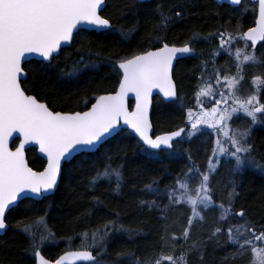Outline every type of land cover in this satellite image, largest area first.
Listing matches in <instances>:
<instances>
[{
    "label": "snow or ice",
    "instance_id": "obj_1",
    "mask_svg": "<svg viewBox=\"0 0 264 264\" xmlns=\"http://www.w3.org/2000/svg\"><path fill=\"white\" fill-rule=\"evenodd\" d=\"M216 3L219 4L220 0H216ZM105 4L106 0H0V233L7 230V214L18 206V201L32 197L46 199L47 194L58 186L64 172L63 163H72L76 159L74 153L80 157L87 155L82 150L95 148L122 122L138 137V148L149 156H158L165 150H168L167 155H174L178 144L185 139L191 141L193 137L199 138L198 134L212 138L207 168L201 171L189 156L188 171L182 177H177L174 185L165 188L164 194L169 203L161 209L162 218L173 205L188 206L191 214L188 227L182 234L187 241L194 221H203L202 213L205 211L218 210V220L221 222L230 216L239 217L242 223L230 224L226 230L227 243L236 246L232 258L250 253L249 264H264V225L258 228L246 218L244 210L233 212L238 195L235 180L231 181L228 206L215 204L211 187L212 177L221 164L232 165L234 175L242 173L246 167L264 172V165L257 160L256 146L251 140L254 126L264 125V103H261L259 88L264 84V75H254L251 81L253 90L247 96L240 95L245 66L264 67V56L258 57L255 51L258 42H264V0H258L255 27L244 32L237 30L236 33L217 29L207 35L194 31L179 46L167 43L160 33L166 31L174 20L183 18V0L170 6L167 12L157 5L155 11L159 20L154 25V43L157 46L122 57L113 65L119 78L114 93L96 96L95 102L86 111L55 110L42 102L38 95L31 94L36 80L51 78L53 74L58 77L75 76L84 68L95 67L91 62V52L87 58L81 56L74 61L70 69L61 67L62 46L73 41L74 32L84 31L85 28L98 32L112 30L115 26L111 20L101 15ZM228 4L241 6L243 0H228ZM173 9L176 10L173 12ZM233 10L238 9L234 7ZM134 30H122L121 35L127 37ZM200 39H218V46L209 55L214 61L221 52L226 53L234 61L235 74H224L213 69L205 79L206 73L202 72L195 92L198 110L188 107L184 127L153 137L149 119L153 91L162 95L164 101L183 99L178 96L174 83V61L193 55V42ZM240 41H243V47H236L233 51L231 46ZM202 64L207 67L206 61H202ZM25 65L28 67L25 68ZM29 72L32 73L31 80ZM130 94L135 96L136 101L131 111L128 102ZM237 114L250 121L246 128L231 126L230 121ZM14 134H18L19 145L13 151L9 148V141ZM26 145L38 146L39 152L46 157L42 170L34 171L29 167L25 159ZM84 163L86 161L81 159L74 167L82 168ZM92 168L94 174L89 175L90 188L105 181L110 187L114 184L112 190L119 194L124 183L122 165L113 167L111 157H108L102 167L93 164ZM68 174L71 175V171ZM193 177L198 180L195 187L190 184ZM143 191L161 194L155 181L145 184ZM94 200L101 202L98 198ZM140 204L149 208L159 207L154 200L142 199ZM39 223L43 229L39 243L32 227L37 221H33L32 225L25 224L19 230L29 237L27 251L34 255L35 264H49L40 249L52 233L43 217L39 218ZM116 225L117 221L110 220L103 229L80 233L81 250L61 255L55 264H75L76 261L96 264L97 258L88 249L100 248L99 254L102 255L106 251L103 242L108 229ZM117 230L133 231L122 224ZM223 231L222 227H215L209 239L218 237ZM89 235L91 244H87ZM71 239L68 238L69 243ZM172 240H176V237L173 236ZM194 250H197L195 243L179 256H149L142 262L137 259L136 264H187V255ZM200 258H203L202 255Z\"/></svg>",
    "mask_w": 264,
    "mask_h": 264
},
{
    "label": "trees",
    "instance_id": "obj_2",
    "mask_svg": "<svg viewBox=\"0 0 264 264\" xmlns=\"http://www.w3.org/2000/svg\"><path fill=\"white\" fill-rule=\"evenodd\" d=\"M179 2L180 0L146 2L107 0L101 15L109 18L115 27L103 32L79 31L74 35L71 44L63 48L61 53V67L67 66L66 70L70 69L73 62L79 60L81 56L87 58L90 52L91 62L95 67L84 68L75 76L58 77L57 74H53L51 78L38 79L31 94L38 95L42 102L48 103L55 110L86 109L96 96L111 93L116 89L119 78L117 72L113 70V65L120 58L157 46L154 43L156 34L154 25L159 20V15L155 11L157 5H161L167 12L170 6ZM183 3L185 4L183 18L174 20L166 31L160 33L169 44L183 43L194 31L201 35H207L215 29L226 30L229 33H236L237 30L242 32L252 25L255 12L253 5L249 3H243L236 8L238 10H233L225 4L217 5L213 0H183ZM245 8L247 11H244ZM175 10L173 9V12ZM133 28L135 30L127 37L121 35L122 30L128 32ZM242 42H238L237 46L240 47L239 44ZM96 53L99 55H95ZM194 64V57L177 62L175 81L178 96L183 98L182 100L165 103L158 97L153 98L150 116L153 134L171 132L183 125L181 106L183 104L191 107L193 104L192 96L185 95L192 89L196 73L193 71ZM27 67L28 65H25V68ZM28 76L31 80L32 73L29 72ZM137 141L129 132L119 131L100 145L94 153H87L83 157L78 154L72 163H65L63 175L52 195L39 201L25 199L19 202L18 206L7 214L8 228L0 237V264H34L33 254L27 251L29 237L19 229L25 224L32 225L33 221L39 223L40 217L44 218L47 228L52 233L41 246L43 256L49 260H53L65 250L81 247L80 233L85 231L91 233L97 228L103 229L108 221L115 220L117 225L113 228L118 229L122 224L133 231L131 233L120 231L119 235L111 234L103 242L106 251L99 259L108 264L125 258H138L143 261L149 256L160 254L179 256L193 243L197 245V250L188 253L187 264H249L250 253L232 258L236 246L226 244L223 232L218 236L220 241L217 243L213 240L206 244L204 239L198 237L187 245L181 238L180 229L176 227L172 229L173 224H178L179 218L178 214L172 212L182 207L171 206L162 218L161 209L168 204L165 201L156 202L159 195L145 192L143 189L145 184L153 181L157 183L159 190L175 184L177 177L183 172L185 154L183 143L176 146V156L170 158L167 155L164 157L159 155L158 158H153L138 148ZM254 141L256 154L264 165V132L256 131ZM197 151L196 142H192L190 153L196 154ZM26 154L29 166L34 170H40L44 163L36 155L35 150L29 149ZM108 157H111L113 167L122 165L124 183L119 194L112 190L114 184L110 187L105 181H101L95 187L88 186L89 175L94 174L92 165L102 167ZM81 159L86 161L82 168L74 167ZM69 171L71 175L68 174ZM231 187L228 184L227 193L231 191ZM236 187L238 188L236 204L239 210H244L246 216L258 228L264 225V172L247 173ZM94 198L101 202L97 203ZM142 199L154 200L159 207L142 206L140 204ZM165 200L168 202L167 197ZM184 210L189 212L187 208ZM208 211L217 216V210ZM44 235L47 236V232ZM173 236L176 240H172ZM69 237L72 238L71 243Z\"/></svg>",
    "mask_w": 264,
    "mask_h": 264
},
{
    "label": "flooded vegetation",
    "instance_id": "obj_3",
    "mask_svg": "<svg viewBox=\"0 0 264 264\" xmlns=\"http://www.w3.org/2000/svg\"><path fill=\"white\" fill-rule=\"evenodd\" d=\"M150 1H152V0H150ZM106 3H107V0H106ZM253 6L255 8V13H256V4H253ZM105 7H106V4H105ZM105 7H104V9H105ZM255 13H254V17H255ZM254 17H253L252 25L254 22ZM252 25L250 27H252ZM250 27H248V28H250ZM216 30L217 29L210 31L208 33L215 32ZM200 40H196L193 42V46L195 48V53L193 55H191L190 57H194V60H195V62H197V64H199V67H195V69L193 70L196 73L194 74V81H193L192 89H191V92L189 94L185 95V96L191 95L193 103L196 101L195 92L198 89V86L200 84L202 72L206 73L204 78L207 79V74H211L213 72V69H216L219 72L224 73V74H232V73H235V71H236L233 59L231 57H229L226 53L221 52L220 55L215 57L214 61H213V58L210 57V55H209L210 51L214 47L218 46V44H219L218 39L215 41L203 40V39H200ZM181 44H179V45H181ZM170 45H173V44H170ZM179 45H177V46H179ZM262 45H264V42L257 44L255 51H256V55L258 57L264 56ZM200 46H201V48H199ZM234 46H235V43L231 47L233 48ZM249 46H250V44H249ZM248 50L251 51V48L249 47ZM190 57L181 58L175 62L173 78H174V82L176 85L177 93H178V87H177V84L175 81L177 62L188 59ZM202 61H206V63H207L206 68L203 66ZM245 67H246L248 73H245V80L242 82V85L240 87V95H242V96H247L253 90L251 81H252V78L254 75H264V67H256V66H251V65H247ZM213 83H215L214 80H213ZM259 88L261 90V103H264V96H263L264 84L260 85ZM208 106L210 107L211 104L209 103ZM188 107L189 106H186L185 110L183 111V125L181 127H184V125H185V122L187 119L186 110ZM191 108L194 111L198 110V107L191 106ZM249 123H250V121L246 117H243L242 114H237V116H235L233 118V120L230 121V124L233 128H240V129L246 128ZM256 131L264 132V125L254 126L253 131H252V136H251V140L254 144H255L254 135H255ZM198 137L199 138L193 137L191 141H188L187 139H185V141L183 142V147H184V151H185V154L183 156V168H186L187 170H188V166L190 163L189 156L191 157V162H193L201 171L205 170L208 166V158L211 155L212 138H209L207 136H200L199 134H198ZM192 142H196V145L198 147V151L196 154L190 153ZM255 155H256V158L259 161V163L261 165H263L262 160L259 158V156L256 153H255ZM254 172L257 173V172H261V171L258 169H255V168L246 167L242 170V173H237V174L246 175L247 173H254ZM216 174L221 175L222 178L225 180L227 179L226 174H230L233 177L234 174L232 172V165L221 164V166L219 167L218 172ZM237 184H238V182H237ZM227 187H228V184L226 183V181H224L221 191L225 195H228V193L226 191ZM236 189H238V188L236 187ZM237 198H238V195L235 198V202L233 205V212L240 211L239 208L237 207V204H236ZM213 199L216 200L215 204L223 203L225 206H228V204H229V200L221 199L219 197V195H215L214 192H213ZM246 218L253 223V221L249 217L246 216ZM238 223H242V221L240 220L239 217L230 216L226 221L221 222L219 224V225H221L222 229L224 230L223 231V237L226 240H227V236H226L227 227L230 224H238ZM223 237H222V239L224 240ZM226 244L228 245V243H226Z\"/></svg>",
    "mask_w": 264,
    "mask_h": 264
},
{
    "label": "rangeland",
    "instance_id": "obj_4",
    "mask_svg": "<svg viewBox=\"0 0 264 264\" xmlns=\"http://www.w3.org/2000/svg\"><path fill=\"white\" fill-rule=\"evenodd\" d=\"M240 47H243V44H239ZM245 73H248L247 69H246V72ZM232 74H235V73H232ZM176 154V153H175ZM167 155L169 157H174L176 155ZM182 175L180 177L183 176V174L185 172H187L188 170L186 168H183L182 170ZM226 177L227 179H223L221 176H219L218 174H214L213 177H212V180H211V187L213 189V192L215 193V195H219V197L221 199H224V200H229L228 198V195H225L221 190H222V186H223V182L226 181L227 184H229L230 186H232L231 184V178L232 176L230 174H226ZM197 177H193L192 180L196 179ZM233 181V180H232ZM198 182V181H197ZM197 182H193V181H190V184L192 186H196ZM236 183V186H237V182L235 181ZM167 186H165L164 188H160V190L164 191L165 188ZM170 190V189H169ZM178 206H181L183 208V206L181 204H179ZM178 209V210H175V212H172L170 211V214L171 212L172 213H176L179 215V218H178V224H173V227H176V229H180V232H181V238H183L182 234H183V231L186 227H188V218L191 214V212H186L184 209ZM217 216L213 215L211 213V211H205L203 212V216H204V220L203 221H194L193 223V226L190 228V236H189V239L186 241V244L189 245L190 242L192 241V239L194 238H202L205 240V243L208 244L210 241H213L214 242H219L220 239L219 237H215V238H212V239H209V236L211 234L209 233H212L213 229L217 226H220L219 225L221 222L218 220V216H219V211L217 210ZM34 231L36 232V238H37V241L39 242V239H40V232L43 231V229L41 228L40 226V223H37V224H34L32 225ZM121 232L120 230H117L113 227H110L108 229V235L106 236L105 240L112 234V235H119ZM104 240V241H105ZM92 241H91V236L89 235V239L87 241V244H91ZM92 249L96 250L97 248L96 247H93ZM224 251V249H223ZM98 253H100V249H98ZM99 258H100V255L98 254ZM158 256V255H156ZM144 261V260H143ZM142 262V261H141ZM100 263L101 264H107L103 259H100ZM97 264V263H96ZM136 264V263H135Z\"/></svg>",
    "mask_w": 264,
    "mask_h": 264
},
{
    "label": "water",
    "instance_id": "obj_5",
    "mask_svg": "<svg viewBox=\"0 0 264 264\" xmlns=\"http://www.w3.org/2000/svg\"><path fill=\"white\" fill-rule=\"evenodd\" d=\"M138 1H146V0H138ZM247 1H250V2H253V3H256V4H257V14H258V0H247ZM215 2H216V0H215ZM222 4L229 5V4H228V0H220V3H219L218 5H222ZM229 6H230V5H229ZM104 7H105V6H104ZM231 7H236V6H231ZM103 9H104V8H103ZM257 14H256V16H257ZM253 27H255V22H254V26H253ZM85 29H86V30H92V29H90V28H85ZM246 31H247V30H246ZM75 33H76V32H74V34H75ZM69 45H70V44H69ZM69 45H64V46H62V49L65 48V47H68ZM174 63H175V61H174ZM117 87H118V86H117ZM115 90H116V89H115ZM112 93H114V92H112ZM112 93H103V94H100V95H107V94H112ZM154 96H158V97H160V98L164 101L162 95H160L158 92H156V91L154 90V91H153V94H152V97H151V105H150V108H149V119H150V115H151L152 99H153ZM130 101L132 102V107H131V109L129 108V110L131 111V110H134V108H135V103H136V101H135V96H134V95H131V94L129 95V97H128V102H130ZM94 102H95V99H94V101H93L92 103H94ZM164 102H169V101H164ZM92 103H91V104H92ZM91 104H90L85 110H83V111L88 110V108L91 107ZM150 122H151V121H150ZM121 129L128 130L130 133H132L131 130L128 129L126 125H123L122 122H121V124L118 126V128L115 129V130H113L112 133H111L110 135H108V136L102 138V141H101V142H100L95 148L85 149V150H82V151H84V152H86V153H93V152H95V151L97 150V148H98L103 142L107 141L108 139H110L111 137H113L114 135H116V134L118 133V131H120ZM151 133H152V129H151ZM132 134L135 136L134 133H132ZM136 138L138 139V137H136ZM15 140H17V144H16V146H15V147H17V146L19 145L18 134H14V135H13V138H10V141H9V148H10V150H13V151L15 150V147H14L13 149L11 148V145H12V143H13ZM25 148H26V151L29 150V149H34L35 152H36V155H37V156L43 161L44 165L46 164V157H43V155L39 152L38 146H36V145H26ZM26 151H25V159H26V161L28 162ZM74 155L76 156V155H78V154L74 153ZM63 164H65V163H63ZM28 165H29V163H28ZM29 167H30V166H29ZM33 170H34V169H33ZM40 170H42V168H41ZM34 171H36V170H34ZM59 179H60V178H59ZM58 183H59V180H58ZM57 187H58V186H57ZM56 189H57V188H56ZM56 189H55V190H56ZM55 190H54L53 192H51V193H48L47 196L52 195V194L55 192ZM24 199L40 200V199H42V198H37V197H32V198H22L20 201H22V200H24ZM20 201H18V203H19ZM4 233H5V232L0 233V237L3 236ZM67 252H69V251H67ZM67 252H65V253H63V254H61V255H64V254H66ZM92 254H93V253H92ZM61 255H59L56 259H54V260H52V261H50V260L47 259V260L49 261V264H55V261H56ZM93 256H94V255H93ZM78 263H84V262H83V261H76V262H75V264H78ZM34 264H35V260H34Z\"/></svg>",
    "mask_w": 264,
    "mask_h": 264
},
{
    "label": "bare ground",
    "instance_id": "obj_6",
    "mask_svg": "<svg viewBox=\"0 0 264 264\" xmlns=\"http://www.w3.org/2000/svg\"><path fill=\"white\" fill-rule=\"evenodd\" d=\"M194 68L195 67H199V64H197V62H195V64L193 65ZM181 108L183 109V111L185 110L186 106L182 104ZM183 113V112H182ZM245 177L244 174H236L234 175L232 178H231V181L232 180H235L236 182H239L241 180H243V178ZM160 195H159V198L156 199V202H161V201H165L166 203V200H165V197L167 196L166 194H164V191H160ZM137 259L138 258H133V259H122V260H119L115 263H112V264H130L131 262H133L134 264L137 262ZM140 261H142L141 259H139Z\"/></svg>",
    "mask_w": 264,
    "mask_h": 264
}]
</instances>
